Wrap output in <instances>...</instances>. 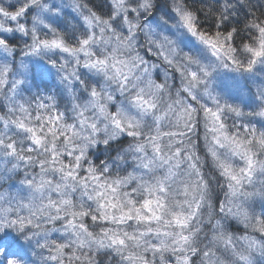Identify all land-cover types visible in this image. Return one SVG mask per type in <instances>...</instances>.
<instances>
[{
  "label": "snow or ice",
  "instance_id": "6c2138e0",
  "mask_svg": "<svg viewBox=\"0 0 264 264\" xmlns=\"http://www.w3.org/2000/svg\"><path fill=\"white\" fill-rule=\"evenodd\" d=\"M0 264H264V0H0Z\"/></svg>",
  "mask_w": 264,
  "mask_h": 264
},
{
  "label": "rangeland",
  "instance_id": "374dc122",
  "mask_svg": "<svg viewBox=\"0 0 264 264\" xmlns=\"http://www.w3.org/2000/svg\"><path fill=\"white\" fill-rule=\"evenodd\" d=\"M93 2H96V0H93Z\"/></svg>",
  "mask_w": 264,
  "mask_h": 264
}]
</instances>
